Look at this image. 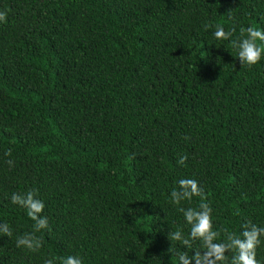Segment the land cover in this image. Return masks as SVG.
I'll return each instance as SVG.
<instances>
[{"label": "trees", "instance_id": "trees-1", "mask_svg": "<svg viewBox=\"0 0 264 264\" xmlns=\"http://www.w3.org/2000/svg\"><path fill=\"white\" fill-rule=\"evenodd\" d=\"M0 10V220L13 229L0 264L67 252L84 264H172L166 232L181 217L167 193L184 175L217 224L264 223V57L240 65L205 30L227 28L229 13L264 25V0H0ZM30 188L50 226L37 253L15 247L32 221L7 199Z\"/></svg>", "mask_w": 264, "mask_h": 264}, {"label": "clouds", "instance_id": "clouds-1", "mask_svg": "<svg viewBox=\"0 0 264 264\" xmlns=\"http://www.w3.org/2000/svg\"><path fill=\"white\" fill-rule=\"evenodd\" d=\"M6 10H0V23L5 21ZM248 15V13H245ZM259 16V13L257 14ZM227 28L221 23L206 24L213 41H227L239 64L252 66L264 57V25L250 22L240 23L228 15ZM207 42V41H206ZM208 43V42H207ZM209 44V43H208ZM213 45V44H211ZM11 149L3 151L9 157ZM185 155H179L175 164L185 166ZM11 167L12 159L5 160ZM204 189L197 178L191 175L178 176L167 193V200L180 214L181 223L169 230L166 237L176 242L167 248L172 264H264V258H258L257 249L264 246V223L253 222L242 217L238 228L229 230L216 223L213 206L203 195ZM198 197V201L193 198ZM7 199L10 205L23 210L24 215L32 221L29 231L14 237V245L26 252L37 253L43 247V238L37 233L49 229L48 217L43 215L45 202L34 188L24 191H12ZM187 202L186 205L181 202ZM235 214V213H234ZM0 236L12 237L13 229L5 220H0ZM41 264H84L79 254L67 252L63 255L44 254Z\"/></svg>", "mask_w": 264, "mask_h": 264}]
</instances>
